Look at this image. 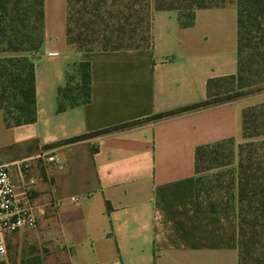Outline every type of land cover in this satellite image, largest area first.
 <instances>
[{"label": "crops", "instance_id": "0c3cea01", "mask_svg": "<svg viewBox=\"0 0 264 264\" xmlns=\"http://www.w3.org/2000/svg\"><path fill=\"white\" fill-rule=\"evenodd\" d=\"M67 5L44 0V39L33 58L36 120L7 126L0 109V162L39 218L9 234L8 249L41 246L42 264H239L237 209L197 207V150L243 138L249 103L94 133L204 101L210 80L237 74L236 6L200 8L191 26L175 9H157L151 45L80 51L68 43ZM80 62L90 63V99L61 111L59 90ZM44 149L65 168L45 165L37 157Z\"/></svg>", "mask_w": 264, "mask_h": 264}, {"label": "trees", "instance_id": "16d2710c", "mask_svg": "<svg viewBox=\"0 0 264 264\" xmlns=\"http://www.w3.org/2000/svg\"><path fill=\"white\" fill-rule=\"evenodd\" d=\"M67 37L69 45L80 51L119 49L151 45L152 15L157 9H175L182 26L194 23L200 8L235 5L238 13V72L209 81L208 98L176 110L125 123L95 134L156 120L165 116L221 104L231 100L215 98L212 87L225 79L246 85L264 83V0H67ZM44 0H0V109L7 126L36 120L35 62L29 55L44 39ZM150 37L147 42L144 40ZM142 41V42H141ZM103 44L96 48L95 44ZM9 52L10 55H4ZM2 54V55H1ZM67 84L58 95V109L87 102L91 96L90 63L73 64ZM243 138L262 137L240 143L237 161V207L205 206L199 210L237 209L239 215V264H264V102L243 110ZM90 134L72 137L74 142ZM233 140L199 147L197 171L203 155L217 160L223 147ZM62 143V142H59ZM58 143V144H59ZM213 155V157H212ZM225 164L223 161H219Z\"/></svg>", "mask_w": 264, "mask_h": 264}, {"label": "rangeland", "instance_id": "374dc122", "mask_svg": "<svg viewBox=\"0 0 264 264\" xmlns=\"http://www.w3.org/2000/svg\"><path fill=\"white\" fill-rule=\"evenodd\" d=\"M150 37L147 33V42ZM142 42V41H141ZM96 48L103 44H95ZM37 50L29 53L33 59ZM2 55V54H1ZM4 55H10L6 52ZM211 93L215 98L231 101H243L249 103L247 107L256 106L264 102V83L246 85L237 79H225L216 83ZM262 139L240 138L226 143L223 154L217 160H209L208 154L203 155L199 162L198 178L200 187V201L203 205H215L217 207H237V161L239 145L245 141ZM213 157V155H212ZM223 161L225 164L219 163ZM42 247L38 245L9 246L8 255L0 259V264H42Z\"/></svg>", "mask_w": 264, "mask_h": 264}, {"label": "built area", "instance_id": "2783aa9c", "mask_svg": "<svg viewBox=\"0 0 264 264\" xmlns=\"http://www.w3.org/2000/svg\"><path fill=\"white\" fill-rule=\"evenodd\" d=\"M37 157L45 165L53 164L60 170L66 166V161L55 151L44 149ZM16 164L21 169H28L30 166L25 160H19ZM38 221L33 206L18 196L9 165L0 162V259L5 258L9 252L7 236L19 229H33L37 227Z\"/></svg>", "mask_w": 264, "mask_h": 264}]
</instances>
